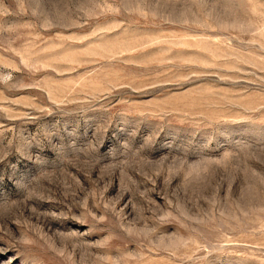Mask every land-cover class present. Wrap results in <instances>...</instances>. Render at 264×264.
I'll return each instance as SVG.
<instances>
[{"label": "rangeland", "instance_id": "1", "mask_svg": "<svg viewBox=\"0 0 264 264\" xmlns=\"http://www.w3.org/2000/svg\"><path fill=\"white\" fill-rule=\"evenodd\" d=\"M0 264H264V0H0Z\"/></svg>", "mask_w": 264, "mask_h": 264}]
</instances>
